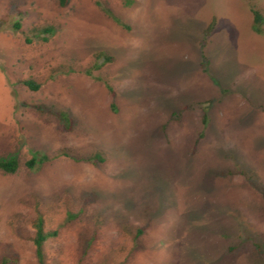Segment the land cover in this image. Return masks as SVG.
Listing matches in <instances>:
<instances>
[{
    "label": "rangeland",
    "instance_id": "374dc122",
    "mask_svg": "<svg viewBox=\"0 0 264 264\" xmlns=\"http://www.w3.org/2000/svg\"><path fill=\"white\" fill-rule=\"evenodd\" d=\"M255 11L264 46V0H0V162H19L0 169V261L39 264L40 214L59 231L45 264H264V128L250 131L244 111L219 128L257 141L229 137L203 156L189 115H160L176 95L198 98L197 59L185 54L208 27V83L236 95L224 82L264 58L248 51ZM196 116L191 125L207 124ZM43 155L51 160L26 166Z\"/></svg>",
    "mask_w": 264,
    "mask_h": 264
},
{
    "label": "crops",
    "instance_id": "0c3cea01",
    "mask_svg": "<svg viewBox=\"0 0 264 264\" xmlns=\"http://www.w3.org/2000/svg\"><path fill=\"white\" fill-rule=\"evenodd\" d=\"M207 29V28H206ZM204 31V38L202 41H199L197 44V50L193 49H186L185 55H192V50H194V59H197L196 66L193 68L194 70L190 72L191 75L197 76V82L194 86L197 87L200 92H197L198 98L194 100H180L179 97L176 95L168 104L170 107L165 111H163L160 115H189L186 119H188V123H186L185 130L189 133V137L195 138V151L199 152L200 154L210 152L215 150L214 147L218 146H225L228 144L229 137H233V142L239 144L240 142L248 143L250 141H257L258 137H260V133L254 134H243L240 136H235L230 134L233 130H221L219 127L224 129V127H228L233 123L236 125L235 117L241 115L244 111L250 112L251 121L249 123V128H252L250 131H254L255 128H264V58L263 61L259 64L247 66L248 70L246 73H241L238 77L240 80L230 82V80H226L225 86L237 88L235 96L227 95L225 98L215 96L214 92L212 91V86L208 83L210 81L209 76L212 75V72L207 68L204 69L203 59L212 64V58H207L206 53L212 52V47L215 46L216 42L214 39L213 32L212 34L206 36ZM257 34L260 33H253L248 35L250 44L248 51L253 52L258 48H262L264 50V46H261V42L255 38ZM209 37V38H208ZM264 43V41H263ZM218 49V48H217ZM215 50V49H214ZM202 51V52H201ZM219 51V50H218ZM206 52V53H205ZM248 52V53H249ZM247 53V54H248ZM256 53V52H255ZM204 54V56H203ZM246 54L245 58L251 57ZM260 54V53H259ZM261 55V54H260ZM264 56V53L262 54ZM244 58V59H245ZM252 58V57H251ZM149 60V58H147ZM254 60V58H253ZM241 63V61H238ZM244 64L245 62L242 61ZM241 65V64H240ZM253 66V68H252ZM251 68V69H250ZM156 73V72H154ZM138 72H136V75ZM152 74L151 72L146 71V77ZM209 75V76H208ZM245 79V80H244ZM158 83V82H157ZM248 83L249 87V94H246V84ZM148 85V87H150ZM240 86V88L238 87ZM166 87L162 89V92L166 91ZM185 92V91H184ZM187 97V96H186ZM185 97V98H186ZM252 99L257 101L259 105L251 106ZM200 105H208L205 109H200ZM149 109H145L143 115L149 114ZM155 115V114H154ZM191 115L197 117L196 115H208L207 124H200L197 128L190 124L189 119ZM248 118V117H247ZM225 119V120H223ZM204 125V126H203ZM224 126V127H222ZM195 127V129H194ZM220 132L229 133V134H220ZM222 135V136H220ZM226 149V148H225ZM204 156V154H203Z\"/></svg>",
    "mask_w": 264,
    "mask_h": 264
},
{
    "label": "trees",
    "instance_id": "16d2710c",
    "mask_svg": "<svg viewBox=\"0 0 264 264\" xmlns=\"http://www.w3.org/2000/svg\"><path fill=\"white\" fill-rule=\"evenodd\" d=\"M57 2L61 7L64 8L69 4L70 0H57ZM104 11L106 12L107 15H109L117 23H121L120 20H118L109 10H104ZM261 20H262L261 15L255 11L254 12V28L257 33H262L261 28L259 26ZM19 27H20L19 23L15 24L16 29H19ZM210 30H211L210 27L206 29V32H205L206 36L209 35ZM45 32H50V29H46ZM43 40L47 41V38H44ZM28 42H30V40H28ZM23 83L31 91H38L41 87V85L38 82L32 79H27ZM59 118L64 124H66L67 126H71L70 118L68 115H59ZM64 155L68 156V154L66 153H64ZM50 160L51 159L48 155H43L41 157L35 156V157H32L29 161H27L26 166L29 169H35ZM90 160L100 161V162L104 161V159L98 153L94 154ZM0 169L6 173H16L17 170L19 169V162L16 158L1 161ZM34 228H35V233L33 237V245L35 248V256L39 264H45L44 245L49 239L58 237L59 231L58 230L47 231L45 229L44 219L42 218L40 214L37 215L36 217ZM16 263H17V260L14 258H10V257H4L0 261V264H16Z\"/></svg>",
    "mask_w": 264,
    "mask_h": 264
}]
</instances>
